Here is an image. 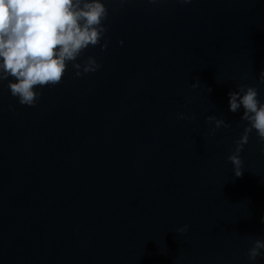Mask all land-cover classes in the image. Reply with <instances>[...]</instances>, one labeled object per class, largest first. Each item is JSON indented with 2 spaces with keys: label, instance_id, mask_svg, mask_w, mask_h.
<instances>
[{
  "label": "water",
  "instance_id": "obj_1",
  "mask_svg": "<svg viewBox=\"0 0 264 264\" xmlns=\"http://www.w3.org/2000/svg\"><path fill=\"white\" fill-rule=\"evenodd\" d=\"M102 2L108 47L75 61L97 71L67 62L35 106L0 82V264H264V142L228 159L229 93L264 103V0Z\"/></svg>",
  "mask_w": 264,
  "mask_h": 264
},
{
  "label": "clouds",
  "instance_id": "obj_2",
  "mask_svg": "<svg viewBox=\"0 0 264 264\" xmlns=\"http://www.w3.org/2000/svg\"><path fill=\"white\" fill-rule=\"evenodd\" d=\"M126 2L120 0L121 4ZM108 15L102 0H0V82L14 78L15 82L9 80L8 84L11 95L17 97L21 105L35 106L43 95L36 90L37 86L59 84L67 62L73 63L76 76L97 71L100 65L91 56L83 64L75 61L89 46L100 45L102 50L107 49L108 41L101 44V40L108 31L103 23ZM260 78L264 83V72ZM198 84L197 78L193 87ZM238 88L229 93L230 111L235 113L243 106L241 120L249 123L228 159L234 166L235 175L241 177L244 169L240 153L253 130L264 142V103L259 100L256 87L238 85ZM178 118L188 117L179 113ZM207 120L215 122V129L230 127L224 119L214 115L208 116ZM187 228L185 225L178 231L183 233ZM262 249L264 239H254L248 250L249 259L255 261L261 256Z\"/></svg>",
  "mask_w": 264,
  "mask_h": 264
}]
</instances>
